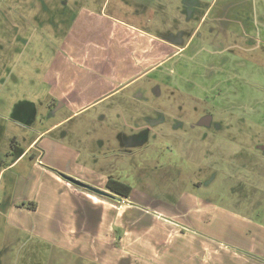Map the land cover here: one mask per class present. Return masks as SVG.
Here are the masks:
<instances>
[{"label":"rangeland","instance_id":"rangeland-1","mask_svg":"<svg viewBox=\"0 0 264 264\" xmlns=\"http://www.w3.org/2000/svg\"><path fill=\"white\" fill-rule=\"evenodd\" d=\"M214 2L185 4L177 21L173 7L144 3L155 39L119 40L124 55L107 48L102 69L74 51L69 19L95 8L146 29L113 12L114 4L143 0H0V150L40 133L29 153L36 162L40 147V164L64 175L102 189L109 178L131 187L127 203L71 182L76 189L56 187L50 200L64 210L56 225L70 237L67 251L47 245L29 258L32 243L20 234L22 244L11 239L1 257L11 264L264 259V0ZM170 45L186 48L175 56ZM206 112L209 128L198 124ZM139 125L149 138L129 145ZM39 218L49 231L47 217Z\"/></svg>","mask_w":264,"mask_h":264},{"label":"crops","instance_id":"crops-1","mask_svg":"<svg viewBox=\"0 0 264 264\" xmlns=\"http://www.w3.org/2000/svg\"><path fill=\"white\" fill-rule=\"evenodd\" d=\"M150 1L152 0H143V5L114 4L116 5V9L113 8V12L115 13H127L131 17L130 20L145 23L146 29L134 26L132 23L120 19L116 15L114 17L106 14L103 15V13L98 15L95 8H78L75 16L71 17L68 21V25L71 28L70 34L75 40L73 49L76 54H83L86 58L90 57L96 66L103 69V64L106 62H101V59L104 58V54L108 57L112 51L106 50L107 48L113 47V50L118 48L116 50L117 57L124 55L120 50L121 44H119V40L124 39L125 43H131L133 37L137 38L138 36L145 39L147 37L155 39L147 30L150 28L148 23L151 24L152 22L145 19L147 15L145 12L149 10V5H144V3H149ZM170 3H174V5H170ZM213 3H215L214 0H158V4H160L158 7H161L159 11L164 10L165 12L173 7V10H175L173 13H176L175 19L177 21L179 18L178 11H180V14L181 12L183 13L182 9L185 4L199 6L214 5ZM104 6L102 5V9ZM168 18L169 16L166 19ZM170 46L174 50L175 56L180 55L186 48V45ZM167 48V44L162 45L157 49V53L163 54ZM126 50L128 53L131 52L130 49ZM39 135L40 133H35L34 136H30L29 142L24 147H17L22 152L16 155L17 157L13 161L8 159V156L5 154L6 150H0V184L5 177V183L1 189L2 194L0 195V264H11L8 261L9 257L6 261V257H1V254L9 247L11 239L14 241L13 243H17L15 246L22 244L20 242V234L27 235L29 243H32L28 251L24 249L29 258H34V253L40 254L42 247L47 245L66 251L68 249L67 245L69 244L70 237L63 238L66 235L65 229H58L56 225L58 216L62 215L64 210L60 206V203H57L58 214L50 197L55 195L54 190L58 186H68L69 188L73 186L75 189L76 187L54 171L56 169L54 164H40L41 157H44L46 154L45 149L42 152L41 148H38L40 152L37 158L38 162L35 160L36 157L33 156L32 159L29 158L25 163H22L27 154L32 149H36L38 142L40 143L42 137L34 144ZM57 168L68 172V170L59 166ZM39 174L41 175L40 179L46 182L35 183L40 180L37 179ZM34 184L37 187H33ZM93 184L96 183L93 182ZM14 189H16V192ZM31 190H39V194L33 195ZM77 190H80V188ZM86 195L89 196L88 194ZM113 200L116 201L115 199ZM121 200H124L126 203L128 202L127 197H122ZM39 216L47 217L50 222L49 231L44 228ZM251 262L252 264H264V259H252Z\"/></svg>","mask_w":264,"mask_h":264},{"label":"flooded vegetation","instance_id":"flooded-vegetation-1","mask_svg":"<svg viewBox=\"0 0 264 264\" xmlns=\"http://www.w3.org/2000/svg\"><path fill=\"white\" fill-rule=\"evenodd\" d=\"M198 124H200V125H202V126H205V127H207V128H209L211 125H212V117L210 116V113L209 112H206V113H204V114H202V115H200L199 116V118H198ZM144 125H139V126H137L135 129L136 130H138L136 133H134L132 136H129V138H130V140H132L130 143H129V145H132V143H134V144H136V143H138V142H140V143H144V142H146L147 140H148V138H149V134H148V130L147 129H149V127H143ZM136 138H138V141L136 142L135 141V139ZM14 144V141L10 144L11 145V147H10V150H7L6 149V155L8 156V159L10 160V161H13V159H15V157H17V156H15V155H18L19 153H21L22 151H20V149H18L15 145H13ZM129 145H127V152H131L132 151V147H130ZM14 147H16V148H14ZM126 150V149H125ZM14 151V152H13ZM16 151H17V153H16ZM122 152H125V151H122ZM30 153V152H29ZM29 153L27 154V156H29V158L30 159H32L33 158V155L31 156V155H29ZM13 156V157H12ZM54 171L56 172V173H58L60 176H62L63 177V173H61L59 170H56V169H54ZM64 178V177H63ZM65 179V178H64ZM114 181H120V180H116V179H111V178H109V179H107V181H106V183H105V185H106V188H103V189H105V190H108L109 192H111V193H113V194H115V196H120V197H125V196H123V195H121V194H119V193H117V192H115V191H113L112 189H110V188H108V186H109V183L110 184H112ZM121 182H123V181H121ZM125 183V182H124ZM127 184V183H126ZM75 185V184H74ZM75 186H77V185H75ZM77 187H80V186H77ZM80 188H82V187H80ZM85 189V188H84ZM108 198V197H107Z\"/></svg>","mask_w":264,"mask_h":264},{"label":"water","instance_id":"water-1","mask_svg":"<svg viewBox=\"0 0 264 264\" xmlns=\"http://www.w3.org/2000/svg\"><path fill=\"white\" fill-rule=\"evenodd\" d=\"M62 175L69 182H71V183H73V184H75L77 186H80L82 188H85L87 190H90L91 192H94V193L99 194V195L104 196V197L115 199L117 201L121 200L120 196H115V194L109 192L108 190H105V189L90 185L88 183H85V182H83V181H81L79 179H76V178H74L72 176H69V175H64V174H62Z\"/></svg>","mask_w":264,"mask_h":264},{"label":"trees","instance_id":"trees-1","mask_svg":"<svg viewBox=\"0 0 264 264\" xmlns=\"http://www.w3.org/2000/svg\"><path fill=\"white\" fill-rule=\"evenodd\" d=\"M108 188L112 189L113 191L125 197H128L131 191V187L128 184L121 181H114L112 184L109 183Z\"/></svg>","mask_w":264,"mask_h":264}]
</instances>
